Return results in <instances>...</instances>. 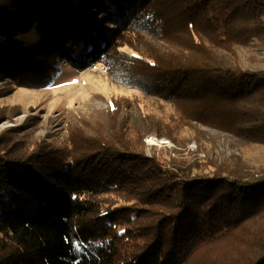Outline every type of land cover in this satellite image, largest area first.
<instances>
[{
    "label": "trees",
    "instance_id": "trees-1",
    "mask_svg": "<svg viewBox=\"0 0 264 264\" xmlns=\"http://www.w3.org/2000/svg\"><path fill=\"white\" fill-rule=\"evenodd\" d=\"M203 2L221 30L205 25ZM252 40L264 44V0H0V81L24 76L43 87L62 60L79 70L102 62L111 81L170 103L176 125L198 122L264 145V69H245L235 51ZM109 154L83 165L0 157V238L9 242L0 264H264V173L217 166L190 174L154 155ZM112 186L134 195L122 206L169 208L127 253L112 238L86 244L112 221L126 237L112 208L97 215L86 200ZM105 215V224L88 222ZM221 235L238 239L219 255L209 250Z\"/></svg>",
    "mask_w": 264,
    "mask_h": 264
},
{
    "label": "rangeland",
    "instance_id": "rangeland-1",
    "mask_svg": "<svg viewBox=\"0 0 264 264\" xmlns=\"http://www.w3.org/2000/svg\"><path fill=\"white\" fill-rule=\"evenodd\" d=\"M92 6L86 9L92 10ZM202 7L208 11L205 19L207 28L221 30L220 15L214 14L205 2ZM127 19L130 20L129 17ZM119 49L130 51L127 45ZM235 49L242 67L264 69V44L252 40L248 46ZM58 67L52 80L43 87L39 86V79L31 80L24 76L1 79L0 157L23 158L32 163L38 157L47 156L71 161V165H83L101 155L98 160L110 158L109 151L128 150L154 155L168 166L175 164L190 174L217 166L237 169V172L245 174L264 173V145L248 143L198 122L176 125L178 115L170 103H162L141 90L111 81L102 62L79 70L62 60ZM170 114L172 119L167 118ZM161 117L165 119H159ZM161 121L168 122V125ZM151 137L156 141L166 140L169 144H150L147 141ZM189 166L192 172L188 171ZM123 177L131 178L130 175ZM120 190L128 196L122 195ZM129 197L134 199V195L117 186L99 187L86 195L97 215L104 207L112 208L113 212L108 216L118 218L119 224L126 227L123 239L116 233L119 227L112 223L115 221L109 226L104 223L106 215L99 220H88L90 223L103 222L105 225L101 229H105L107 234L89 239L86 244L101 246L107 238V242L112 238L114 247L121 253H127L151 238L153 227L160 225L163 214L169 211L166 202L138 200L134 207L132 204L122 206L125 200H131ZM123 209L126 214L118 216ZM101 229L96 231L101 233ZM248 234H251L250 229ZM227 235H221V240L209 251L221 255L231 243L237 242V237L230 239ZM7 244L6 239L0 242V254Z\"/></svg>",
    "mask_w": 264,
    "mask_h": 264
},
{
    "label": "bare ground",
    "instance_id": "bare-ground-1",
    "mask_svg": "<svg viewBox=\"0 0 264 264\" xmlns=\"http://www.w3.org/2000/svg\"><path fill=\"white\" fill-rule=\"evenodd\" d=\"M147 142L150 143V144H155V143H158V144L160 143V144H162V145L169 144L168 141H166V140H161V141H160V140L158 139V140L156 141V140H153L152 137L149 138Z\"/></svg>",
    "mask_w": 264,
    "mask_h": 264
}]
</instances>
